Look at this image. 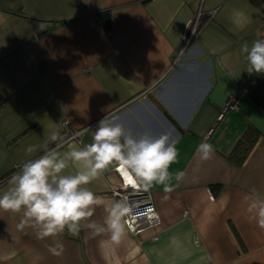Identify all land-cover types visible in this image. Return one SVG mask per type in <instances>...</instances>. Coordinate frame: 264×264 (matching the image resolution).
Segmentation results:
<instances>
[{
    "label": "crops",
    "instance_id": "crops-1",
    "mask_svg": "<svg viewBox=\"0 0 264 264\" xmlns=\"http://www.w3.org/2000/svg\"><path fill=\"white\" fill-rule=\"evenodd\" d=\"M235 9L250 19L244 30L232 24ZM103 12L109 30L96 19ZM257 38L264 0H0V178L42 154L25 149L52 132L62 150L91 143L108 114L137 135L170 133L179 157L169 171L186 176L171 193L146 191L159 222L128 231L115 251L120 264H264V230L244 201L252 188L264 194V75L245 71L240 51ZM230 96L238 109L217 120ZM247 129L257 138L236 165L228 156ZM205 136L215 155L202 161L196 149ZM116 167L88 187L118 200ZM104 215L97 208L92 219ZM19 220L0 212V264H109L113 255L99 247L106 235L87 230L57 237L63 251L55 255L53 238L18 230Z\"/></svg>",
    "mask_w": 264,
    "mask_h": 264
},
{
    "label": "clouds",
    "instance_id": "clouds-1",
    "mask_svg": "<svg viewBox=\"0 0 264 264\" xmlns=\"http://www.w3.org/2000/svg\"><path fill=\"white\" fill-rule=\"evenodd\" d=\"M231 21L237 30H244L250 19L244 11L235 9ZM240 51L247 65L245 71L264 75V38L253 40L250 45L245 42ZM87 131L89 128L83 129ZM80 135L82 133H76ZM58 140L60 142L56 143ZM207 141L205 136L196 149L202 161L215 155L213 145ZM50 142L55 146L49 147ZM177 143L170 133L134 134L118 117L109 114L99 121L91 143L83 146L72 143L62 150L65 147L63 138L58 132H52L43 144L25 149L30 156L38 148L43 151L23 163L8 179V187L0 192V212L20 215L16 225L20 231L30 228L40 239L53 238L54 246L49 250L55 255L63 251V244L56 238L65 231L73 237L80 236L82 230H87L91 237L106 235V239L99 241V247L112 250L109 264H120L115 251L128 238L126 218L132 207L126 199L110 200L97 195L88 185L110 166H118L116 170L121 172L127 185L144 191L160 185L166 194L171 193L174 191L172 181L178 186L186 176L185 171L175 174L169 171L171 165L178 162ZM244 201L250 219L264 230V194L252 188ZM101 207L105 215L99 222L92 218ZM133 251L139 253L140 246L136 245ZM129 258L135 257L130 255Z\"/></svg>",
    "mask_w": 264,
    "mask_h": 264
},
{
    "label": "built area",
    "instance_id": "built-area-1",
    "mask_svg": "<svg viewBox=\"0 0 264 264\" xmlns=\"http://www.w3.org/2000/svg\"><path fill=\"white\" fill-rule=\"evenodd\" d=\"M197 20L198 15L191 22H194V27L197 23ZM194 27L192 28V33L194 31ZM192 33H190V35ZM237 109L238 103L236 98L233 96L228 97L225 104L221 106L218 111L217 120H219L226 111ZM118 174L119 181L117 185L113 183L112 192L118 198V200L126 199L129 205L132 207L130 216L126 218L128 231L132 234H137L147 227L158 224L159 218L152 202L151 195L139 187L127 185L121 172Z\"/></svg>",
    "mask_w": 264,
    "mask_h": 264
},
{
    "label": "trees",
    "instance_id": "trees-1",
    "mask_svg": "<svg viewBox=\"0 0 264 264\" xmlns=\"http://www.w3.org/2000/svg\"><path fill=\"white\" fill-rule=\"evenodd\" d=\"M96 19L100 23V25L105 29L109 30L110 24H109V15L107 12L99 13L96 15ZM169 117V115H168ZM172 120V119H171ZM173 121V120H172ZM257 138V132L254 129H247L240 140L237 142L235 148L231 152V154L228 156L230 160L236 165H239L242 163L244 158L246 157L248 151L251 149L252 145L254 144L255 140ZM20 168H15L12 172H9L5 176L0 178V182H3L7 180L11 175L18 171ZM219 188V184H215L212 189L217 190Z\"/></svg>",
    "mask_w": 264,
    "mask_h": 264
}]
</instances>
